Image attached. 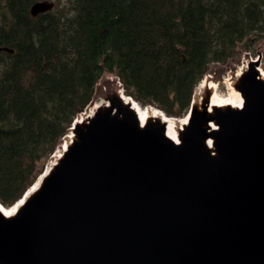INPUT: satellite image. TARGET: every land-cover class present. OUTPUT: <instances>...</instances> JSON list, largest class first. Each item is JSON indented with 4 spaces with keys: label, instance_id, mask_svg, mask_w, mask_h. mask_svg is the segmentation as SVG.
I'll return each instance as SVG.
<instances>
[{
    "label": "water",
    "instance_id": "obj_1",
    "mask_svg": "<svg viewBox=\"0 0 264 264\" xmlns=\"http://www.w3.org/2000/svg\"><path fill=\"white\" fill-rule=\"evenodd\" d=\"M259 64L234 76L241 106L212 105L208 86L174 137L163 115L143 120L119 82L97 89L17 210L0 204V264H264Z\"/></svg>",
    "mask_w": 264,
    "mask_h": 264
},
{
    "label": "trees",
    "instance_id": "obj_2",
    "mask_svg": "<svg viewBox=\"0 0 264 264\" xmlns=\"http://www.w3.org/2000/svg\"><path fill=\"white\" fill-rule=\"evenodd\" d=\"M36 1L0 3V47L15 49L0 51L6 207L42 173L102 78L116 76L140 104L184 117L213 64L264 39V0H54L33 16Z\"/></svg>",
    "mask_w": 264,
    "mask_h": 264
},
{
    "label": "rangeland",
    "instance_id": "obj_3",
    "mask_svg": "<svg viewBox=\"0 0 264 264\" xmlns=\"http://www.w3.org/2000/svg\"><path fill=\"white\" fill-rule=\"evenodd\" d=\"M54 5H55V1H54ZM239 46H241L242 50H245L247 49L246 46H249V43L247 44L242 43L239 44ZM249 58L254 60L259 59V63H260L259 67H261V69L264 71V39L256 42L251 50L242 51L241 56L237 59L229 60L225 64L223 63L213 64L210 70L205 74L206 76H209L211 79H214L215 81L219 82L216 89V93L218 92L222 98L231 97L230 95H232V89L229 87L227 81L230 78L234 77L238 73L239 69L243 67V65H246V62L249 60ZM111 82H112V78L111 79L102 78L98 83L97 91L100 92L103 86H106ZM256 88L257 87L255 86V89ZM255 93L258 94V91H255ZM46 164L44 165L43 169L46 167Z\"/></svg>",
    "mask_w": 264,
    "mask_h": 264
},
{
    "label": "bare ground",
    "instance_id": "obj_4",
    "mask_svg": "<svg viewBox=\"0 0 264 264\" xmlns=\"http://www.w3.org/2000/svg\"><path fill=\"white\" fill-rule=\"evenodd\" d=\"M245 68L242 67L241 69H239L238 73H237V76L241 73V71ZM259 70L261 72V76L264 77V71L261 69V67H259ZM234 77L230 78L227 83L229 85V87L232 89V95H230L231 97H227V98H222L219 93L217 92L216 93V89H217V86L219 84V82L215 81V80H210L209 81V78H205L202 80V83L199 85L198 89H197V95L196 97H200L204 91L205 88H207L208 86L211 87V89L213 90V93H212V99H211V103L212 105H225V104H231V105H235V106H241L242 105V102H243V97L241 96L240 92L236 91L233 87V80ZM97 85V84H96ZM229 91V90H228ZM230 92V91H229ZM98 102V101H97ZM111 105V101H108V106ZM135 105L137 106V108L139 109V112H140V115L141 117L143 118V120L151 113V111H154L155 113H159L161 115H163L166 119H168V121L170 122L169 124V127H168V132L171 136L174 137L175 135V118H170L166 113H162L160 112L157 108L153 107V106H141L139 103H135ZM112 111V109H111ZM109 113V112H108ZM110 115L111 114H108L106 116H104V119L106 120V122L109 120L110 118ZM184 118V117H183ZM181 118V119H183ZM109 122V121H108ZM211 126H214L213 123H211ZM128 134V133H127ZM71 135V134H70ZM67 136L66 139H65V145L67 144V140L68 138L70 137ZM211 140H209V143L211 144ZM64 144V143H63ZM67 146V145H66ZM155 148V147H154ZM240 148V147H238ZM260 148V146L258 147ZM239 151V149H238ZM237 151V152H238ZM62 152V147L59 148V150L54 154V158L52 159V163L55 161L56 157L61 155L60 153ZM245 152V151H244ZM243 154H239L240 158ZM237 156V155H236ZM238 156V157H239ZM244 163V162H243ZM241 164V163H239ZM238 164V165H239ZM248 164V163H247ZM240 166V165H239ZM253 171V170H252ZM9 212V211H8ZM13 212V210L11 211ZM10 212V213H11Z\"/></svg>",
    "mask_w": 264,
    "mask_h": 264
}]
</instances>
